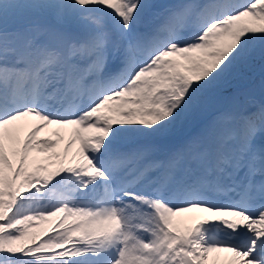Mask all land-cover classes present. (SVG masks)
<instances>
[{"label": "snow or ice", "instance_id": "snow-or-ice-1", "mask_svg": "<svg viewBox=\"0 0 264 264\" xmlns=\"http://www.w3.org/2000/svg\"><path fill=\"white\" fill-rule=\"evenodd\" d=\"M0 264H264V0H0Z\"/></svg>", "mask_w": 264, "mask_h": 264}, {"label": "rangeland", "instance_id": "rangeland-1", "mask_svg": "<svg viewBox=\"0 0 264 264\" xmlns=\"http://www.w3.org/2000/svg\"><path fill=\"white\" fill-rule=\"evenodd\" d=\"M256 81V82H255ZM255 81H253V79H246V80H243L242 82H243V84L246 86L248 83L249 84H251V87L253 88V89H256V90H259V84H260V79H257V80H255ZM44 134V133H43ZM68 140H69V138L68 139H66V138H63V140H61L60 142H59V144H58V148L56 149V151H60V153L61 152H63V150H64V148H65V146H66V144L68 143ZM75 151V147L71 150V152H69V154H68V159H71V155H72V153ZM61 157H63V155H61ZM55 163H53V167L55 166L54 165ZM56 164H58V162L56 163ZM45 227H47V226H45Z\"/></svg>", "mask_w": 264, "mask_h": 264}, {"label": "bare ground", "instance_id": "bare-ground-1", "mask_svg": "<svg viewBox=\"0 0 264 264\" xmlns=\"http://www.w3.org/2000/svg\"><path fill=\"white\" fill-rule=\"evenodd\" d=\"M51 128L45 130V132L50 133ZM65 138H68V135L66 133H62ZM45 135V134H44ZM52 138V137H51Z\"/></svg>", "mask_w": 264, "mask_h": 264}]
</instances>
